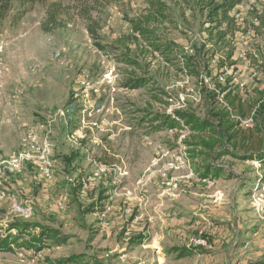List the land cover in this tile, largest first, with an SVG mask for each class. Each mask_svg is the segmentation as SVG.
<instances>
[{
	"label": "rangeland",
	"instance_id": "rangeland-1",
	"mask_svg": "<svg viewBox=\"0 0 264 264\" xmlns=\"http://www.w3.org/2000/svg\"><path fill=\"white\" fill-rule=\"evenodd\" d=\"M163 1L167 19L152 26L179 56L194 57L199 80L143 45L121 43L133 34L131 21L151 13L145 0H61L57 22L37 5L19 24L0 28V163L26 150L32 134L53 165L51 179L36 162L6 172L1 190L34 213L23 220L5 201L0 226L37 219L71 238L27 264H248L264 256V168L227 157L216 162L221 179L201 180L183 145L189 133L150 123L184 103L200 112L201 88L216 82L264 104V0H241L233 25L219 30L201 1ZM128 46L142 69L119 62ZM127 76L149 83L127 89ZM13 175L19 183L8 186ZM93 204L103 211L84 213ZM55 205L65 210L56 215L62 222L43 217ZM199 239L207 246H195ZM183 248L195 254L181 259ZM0 264L22 263L17 253H0Z\"/></svg>",
	"mask_w": 264,
	"mask_h": 264
},
{
	"label": "trees",
	"instance_id": "trees-1",
	"mask_svg": "<svg viewBox=\"0 0 264 264\" xmlns=\"http://www.w3.org/2000/svg\"><path fill=\"white\" fill-rule=\"evenodd\" d=\"M145 1L151 13L144 18L145 20H132L133 34L124 38L125 40L121 43L124 44L127 39L137 48L143 45L154 55H160L167 63L177 67L179 71H188L190 78L199 80L200 73L193 64L194 57L179 56L174 45L164 41L152 26L155 21L162 22L167 19L166 2L163 0ZM199 1H201L200 9L208 12L209 23L215 24L213 30L232 26L231 13L241 2V0ZM37 5L47 8L49 23L57 22V18L63 11L61 0H0V28L8 20L13 25L19 24ZM87 14L89 11L83 12L84 17ZM91 33L94 31L91 30ZM217 34L220 37H226L222 35V32ZM131 53L133 52L128 46L127 53L120 54L119 62L135 71L142 69L139 56L132 57ZM130 75L135 76L134 73ZM148 83L149 80L146 78L127 76L123 87L138 90L145 88ZM163 96L170 97L171 95L163 92ZM170 99L173 98L170 97ZM199 103L200 112L193 104L184 103L181 108L174 110L171 116L156 115L150 121L154 124L152 126L156 131L171 130L189 133L183 145L188 147L195 175L201 180L221 179L224 172L221 166L216 165V162L227 157L241 162H257L264 168V104L257 108L260 103L245 101L230 88L229 83L219 82L215 83L213 90L206 89L205 86L201 88ZM82 189L83 184L80 183L75 191L77 193ZM101 211H103L101 208H95L93 204L84 213L93 214ZM12 230H16L17 234L13 235ZM70 239V236L53 227L40 223L16 221L8 226H0V253L31 251L40 255L52 248L66 246ZM133 243L141 245L143 238L137 237ZM177 252L181 259L195 254L194 250L187 248L177 249ZM74 261V258L45 259L46 264H72ZM248 264H264V256Z\"/></svg>",
	"mask_w": 264,
	"mask_h": 264
},
{
	"label": "built area",
	"instance_id": "built-area-1",
	"mask_svg": "<svg viewBox=\"0 0 264 264\" xmlns=\"http://www.w3.org/2000/svg\"><path fill=\"white\" fill-rule=\"evenodd\" d=\"M27 162H36L39 166V172L42 174V176L45 179L52 178L53 165L48 156V150L40 146L38 144L37 137L32 134L29 136V145L26 150H23L22 152L16 154L11 159L0 163V208L2 207V204L5 201H7L10 203V212L12 215L28 221L33 217L34 208L31 205H23L13 195H10L8 192L6 193L1 190L4 182L3 177L6 175V172L8 171L17 172ZM209 184L212 185V182H209ZM109 210L110 209H108L106 212L103 213L104 217L106 216V213ZM12 234L16 235L17 231L12 230ZM195 246L206 247L207 243L199 239L195 242ZM17 254L19 261L22 264L29 263L30 262L29 257L38 256L35 254V252H31V251H19Z\"/></svg>",
	"mask_w": 264,
	"mask_h": 264
},
{
	"label": "crops",
	"instance_id": "crops-1",
	"mask_svg": "<svg viewBox=\"0 0 264 264\" xmlns=\"http://www.w3.org/2000/svg\"><path fill=\"white\" fill-rule=\"evenodd\" d=\"M17 179H20L19 177H16L15 175H13L12 177H10V178H8V180H7V182L9 183L8 184V186H13L12 184H11V182H17V183H19V181H17ZM6 182V183H7ZM23 183H24V185H23V188L24 189H27L26 187H29L28 185H29V183L27 184V180L24 178V181H23ZM19 185V184H18ZM18 185H15V186H18ZM39 204H40V202H39ZM59 206H57V205H55V207L53 206L51 209L49 208V212L51 213V214H49V215H44L43 217H45V218H47L48 220H56V221H60V222H62L63 220H60L59 218H56V215H61V214H63V212H61V211H65V210H61L62 208H60ZM3 209H8V208H6V207H2V211H3ZM39 211H45V208H43V206H42V208L39 206ZM54 215L55 217H53V218H51V215ZM37 217V216H36ZM35 218V217H34ZM45 218H43V219H45ZM30 222H32V221H30ZM33 222H38V223H40V221L39 220H34ZM252 261H255V260H252ZM252 261H250V262H252Z\"/></svg>",
	"mask_w": 264,
	"mask_h": 264
}]
</instances>
